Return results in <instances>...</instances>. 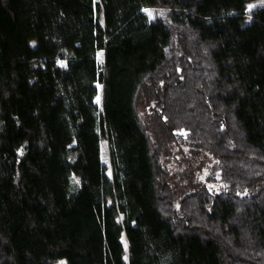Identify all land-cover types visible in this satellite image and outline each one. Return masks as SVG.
Instances as JSON below:
<instances>
[{"label":"trees","instance_id":"1","mask_svg":"<svg viewBox=\"0 0 264 264\" xmlns=\"http://www.w3.org/2000/svg\"><path fill=\"white\" fill-rule=\"evenodd\" d=\"M248 1L0 0V264H264ZM170 139L213 158L216 189L175 179Z\"/></svg>","mask_w":264,"mask_h":264},{"label":"rangeland","instance_id":"2","mask_svg":"<svg viewBox=\"0 0 264 264\" xmlns=\"http://www.w3.org/2000/svg\"><path fill=\"white\" fill-rule=\"evenodd\" d=\"M259 3H264V0H250L246 4L245 8H250ZM142 10L148 15L151 14V10L147 6L142 7ZM95 59L97 66L100 69L102 66V49L100 47H97L95 50ZM58 61L62 63L63 60L58 59ZM93 100L97 108L100 109V78L95 80V93ZM100 154L102 160L107 165L106 171L110 173V166L108 164V140L104 134L102 135L100 144ZM162 157L176 180L184 181V179L187 177L190 178L192 182L204 183L212 189L217 188V183L212 180V177H208L209 174L216 175L217 171H214L212 168V162L214 160L204 149L192 146L188 140L179 143L170 139L168 140L167 150Z\"/></svg>","mask_w":264,"mask_h":264}]
</instances>
